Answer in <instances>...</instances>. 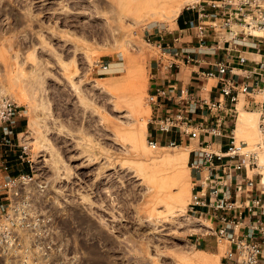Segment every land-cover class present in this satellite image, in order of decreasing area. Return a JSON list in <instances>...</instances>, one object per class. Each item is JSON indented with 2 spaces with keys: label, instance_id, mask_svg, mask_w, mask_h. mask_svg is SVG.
I'll use <instances>...</instances> for the list:
<instances>
[{
  "label": "rangeland",
  "instance_id": "1",
  "mask_svg": "<svg viewBox=\"0 0 264 264\" xmlns=\"http://www.w3.org/2000/svg\"><path fill=\"white\" fill-rule=\"evenodd\" d=\"M204 1L0 0V82L20 106L36 190L81 264H221L210 222L188 212L198 144L156 135L147 101L160 35L176 36L182 12ZM240 99L256 118L237 120V141L254 151L264 93ZM149 136L179 146L154 151Z\"/></svg>",
  "mask_w": 264,
  "mask_h": 264
},
{
  "label": "built area",
  "instance_id": "2",
  "mask_svg": "<svg viewBox=\"0 0 264 264\" xmlns=\"http://www.w3.org/2000/svg\"><path fill=\"white\" fill-rule=\"evenodd\" d=\"M207 2V3H204ZM188 6L196 23L186 22L176 36L160 35L161 55L148 104L155 112V134L182 139L194 137L191 152L194 172L188 212L210 222L209 236L224 246L221 264H264V111L260 118L261 142L254 151L238 142L235 129L241 95L264 90V0H206ZM207 6L222 11L208 14ZM210 19L212 21H210ZM223 32V48L207 44L211 31ZM174 35V34H173ZM188 38L189 41H185ZM231 50L242 51L231 62ZM254 50L258 60L247 51ZM246 51V52H245ZM217 61L211 57L222 55ZM199 80L218 79V95L209 94L208 83L194 89L173 79L181 64H204ZM264 108V105H263ZM20 106L7 96L0 82V264H81L57 229V219L43 200L44 188L36 182L34 160L25 133L18 131ZM156 151L177 148V139L149 136Z\"/></svg>",
  "mask_w": 264,
  "mask_h": 264
},
{
  "label": "crops",
  "instance_id": "3",
  "mask_svg": "<svg viewBox=\"0 0 264 264\" xmlns=\"http://www.w3.org/2000/svg\"><path fill=\"white\" fill-rule=\"evenodd\" d=\"M218 1V0H216ZM204 3H207V2H204ZM207 13L208 14H212V13H217L218 14V17L217 18H221V15H222V11L220 9H214L212 8L211 6H207ZM187 14L189 15L188 17L190 18H186L184 20V24L186 26V22L189 21V20H193L195 23H196V12L195 11H191V10H186ZM183 13V12H182ZM192 16V18H191ZM210 21H212L210 19ZM179 24V23H178ZM179 26V25H178ZM179 29H181V27L179 26ZM223 32L219 29H217V33L211 31L209 36H208V41H207V44H209L210 46H214V47H218V42L220 43V47L223 48ZM185 41H189L188 38L185 39ZM246 52V51H245ZM249 54H246L249 58L251 59H255V60H258V56L255 55V54H252V53H256V51L254 50H250V51H247ZM222 55H218L217 57H211L209 58V60H212L211 62L213 61H217L218 59H221L223 56H226L227 57V53L226 52H221ZM240 53H242V51H239V50H231L230 51V55L232 56L231 58L227 57L229 61L231 62H236V58ZM212 66H208L207 63H204V64H181L178 68L175 69V76H174V80L179 84V86H191L193 87L194 89H197L199 86H202L204 84H207L210 85L211 87V93L209 94L210 96L212 97H216L218 94L215 92L218 87H219V80L218 79H215V83L214 84H210V82H206L205 80L201 79L199 80V77L197 75V73L199 72H202V71H205V70H208L210 69ZM155 82H153V85H154ZM241 100V99H240ZM240 105V101H239V104H238V107ZM238 120V118H237ZM22 122V120H21ZM237 123V121H236ZM235 133H236V129H235ZM172 136V134H171ZM182 143L183 144L185 142L186 145H190L192 142H195L197 143V139L194 138L193 136L192 137H188L187 139L183 138L182 139ZM191 141V142H190ZM193 151V150H192ZM191 151V152H192ZM190 156H191V153H190ZM191 176H193V172L191 174ZM193 178V177H192ZM193 180V179H192Z\"/></svg>",
  "mask_w": 264,
  "mask_h": 264
},
{
  "label": "bare ground",
  "instance_id": "4",
  "mask_svg": "<svg viewBox=\"0 0 264 264\" xmlns=\"http://www.w3.org/2000/svg\"><path fill=\"white\" fill-rule=\"evenodd\" d=\"M100 2V0H99ZM160 4V3H159ZM98 6V5H97ZM181 14V10L178 9L176 11V16L179 17ZM156 16V15H155ZM164 16V15H163ZM165 18V17H164ZM257 35H263L264 36V33H261V32H256ZM260 93H264V90L258 92L257 94H260ZM242 106L239 105L238 107V110L241 111L240 113V116L238 117V126L241 127L242 125H247L249 124L250 122L254 124L255 122V118H256V113H251V112H246V111H242L241 110ZM37 119V118H36ZM33 126L34 125H37L38 124V121H34L33 123H31ZM30 124V125H31ZM31 125V126H32ZM240 134V133H239ZM188 159V152H183L182 153V156L178 157V158H174V159H168L166 160L164 163L166 164H171V165H177V164H180L182 161H185ZM56 162V161H55Z\"/></svg>",
  "mask_w": 264,
  "mask_h": 264
},
{
  "label": "trees",
  "instance_id": "5",
  "mask_svg": "<svg viewBox=\"0 0 264 264\" xmlns=\"http://www.w3.org/2000/svg\"><path fill=\"white\" fill-rule=\"evenodd\" d=\"M188 17V14L186 11L183 12V14L180 16L178 22H179V26L181 28H185V24H184V20ZM23 126H22V122H20L18 124V131L19 132H23L24 130H22Z\"/></svg>",
  "mask_w": 264,
  "mask_h": 264
}]
</instances>
